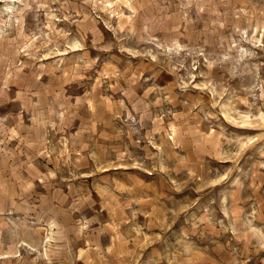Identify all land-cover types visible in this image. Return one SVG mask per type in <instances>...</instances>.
<instances>
[{
    "label": "rangeland",
    "instance_id": "obj_1",
    "mask_svg": "<svg viewBox=\"0 0 264 264\" xmlns=\"http://www.w3.org/2000/svg\"><path fill=\"white\" fill-rule=\"evenodd\" d=\"M0 264H264V0H0Z\"/></svg>",
    "mask_w": 264,
    "mask_h": 264
}]
</instances>
